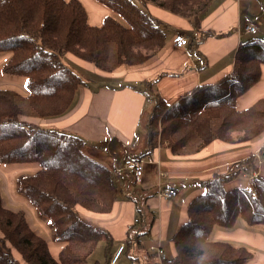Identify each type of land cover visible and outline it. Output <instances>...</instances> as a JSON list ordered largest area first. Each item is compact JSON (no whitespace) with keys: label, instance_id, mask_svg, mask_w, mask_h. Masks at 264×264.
<instances>
[{"label":"trees","instance_id":"16d2710c","mask_svg":"<svg viewBox=\"0 0 264 264\" xmlns=\"http://www.w3.org/2000/svg\"><path fill=\"white\" fill-rule=\"evenodd\" d=\"M94 1L125 24L111 15L98 26L89 24L79 0H0V53L10 54L0 73L24 77L27 85L26 95L0 89V164L39 165L38 171L16 180V191L48 222L54 239L62 244L57 258L53 257L46 237L35 229L30 216L7 207L0 192V264H98L88 258L100 241L106 242V248L112 242L107 230L78 214V210L99 215L112 211L118 194L112 171L83 153L81 137L38 124L68 114L76 90L84 84L63 57L71 55L112 74L122 66L141 67L165 45L166 36L157 21L133 0ZM191 2L197 6L193 8ZM210 2L162 0L158 6L197 27ZM262 66L264 38L249 34L237 46L232 70L217 83L196 87L172 103L145 92L146 98L154 101L147 122L148 153L166 148L172 156L186 158L214 141L236 144L263 137L264 96L243 109L236 104L260 81ZM235 133L240 137L233 138ZM263 149L264 144L261 153ZM249 161H240L241 169L214 173L202 183L204 192L188 202L185 220L170 238L175 254L170 259L162 257L161 264H249L254 260L255 255L245 246L208 239L214 227L229 229L239 219L248 226H264L261 175L249 178L247 188L225 189L234 175L245 172ZM252 169L258 172L256 165ZM148 197L138 196L140 206L132 198L137 216L127 227L128 246L141 248L143 232L131 231L144 221L142 210ZM151 223L149 220L147 229ZM155 255L148 252L147 262ZM132 261L138 263V258Z\"/></svg>","mask_w":264,"mask_h":264},{"label":"crops","instance_id":"0c3cea01","mask_svg":"<svg viewBox=\"0 0 264 264\" xmlns=\"http://www.w3.org/2000/svg\"><path fill=\"white\" fill-rule=\"evenodd\" d=\"M79 1L86 10L89 24L98 26L107 13L106 8L94 0ZM166 12L159 8L156 15L161 19H167ZM205 13L197 27L185 18L172 16L176 31L161 57L162 64L154 62L142 68L123 67L112 74H104L90 64L70 58L81 68V71H75L71 67L80 75L84 84L76 90L68 114L42 122L46 127L81 137L84 140L83 153L108 168L114 175L118 194L109 214L99 215L78 210V214L84 220L107 230L111 235V249L107 251L108 259L120 245L125 247L123 253L127 251L128 245L125 243L127 227L134 224L137 216V205L132 198H136L140 206L143 195L149 196L142 210L145 219L137 229L145 232L148 221L152 220L147 229L149 242L140 241V245L150 246L149 251L160 247L164 256L165 249L162 243L169 238L168 236H172L185 220L188 202L195 195L204 192L202 183L217 173L216 171L227 172L235 168L240 161L249 158L251 161L245 165L243 170L245 172L242 175L248 173V166L256 165L258 172L251 171L249 176L259 174L264 178V163H259V155H264L260 153L264 136L256 142H243L240 143L241 145L214 141L199 153L186 158H176L166 148L148 153L147 120L143 118V114L147 103L152 100L145 97L146 91L143 86L155 87L160 97L167 103H172L180 96L190 94L196 87L215 84L230 73L238 44L249 37V33L242 30L244 25H256V36L264 38V0H211ZM228 30L230 31L225 33ZM195 31H210L215 32L213 36L217 35L215 38L207 36L198 44L199 54L196 59L192 56V52L195 54L197 52ZM177 34H183L188 39L187 46L183 48L173 46V38ZM9 57L10 54L7 52L0 53L1 67ZM162 67L168 72H162L160 69ZM160 74L163 76L160 77ZM25 85L24 77L0 74V89H12L21 95H26ZM256 91L261 92V97L264 96V78L237 99V108H246L254 102L256 99L253 93ZM141 126L143 129L140 128ZM127 157L141 160L143 172L140 183H136L130 173L118 172L117 169ZM253 158L257 159V163L253 162ZM10 165H21L14 167L25 169L27 175L40 168L35 163ZM5 178L9 181V188L6 189L5 184L0 185L4 204L12 209L24 210L30 216L35 229L39 231L38 228L44 226L43 221L39 218V224L34 221L29 212V202L16 191L14 178L13 183L11 178ZM242 178L243 181H234L232 184L235 183L240 188L249 187L250 179L244 175ZM158 188L174 189L177 195L171 199L158 198L156 195ZM133 191L137 193L132 194ZM218 228L220 227H214V229ZM133 232L134 230L131 231ZM262 233H252L241 227L232 234L216 230L212 241L227 238L232 239L231 244L234 246H243L244 244L233 243L234 240H243L248 243L246 245L248 247L249 244L260 247L262 249L257 252L255 264H264ZM47 242L50 253L57 258L62 244L57 242L50 245L48 240ZM128 253L129 251L126 253L127 257H129ZM138 257L142 255L137 249L130 256V263ZM155 257L158 258L157 255Z\"/></svg>","mask_w":264,"mask_h":264},{"label":"rangeland","instance_id":"374dc122","mask_svg":"<svg viewBox=\"0 0 264 264\" xmlns=\"http://www.w3.org/2000/svg\"><path fill=\"white\" fill-rule=\"evenodd\" d=\"M161 1L162 0H154V1H152V2H146V3H144V1H142V0H133V2L136 4V5H138L139 7H141L144 11H147L149 14H150V16L153 18V20H155V21H157V23L159 24V27L164 31V33H165V45L161 48V49H159L155 54H153L151 57H150V59L145 63V64H143L140 68H142V67H144V66H146V65H149V64H151V63H154V62H159V63H161L162 64V60H161V57L163 56V54H164V52L166 51V48L168 47V45L170 44V42L172 41V37H173V35H174V33H175V31H176V28H175V26H174V24H173V19H172V16L174 15V14H171L170 12H166L167 14H168V17H167V19H161V18H159L157 15H156V12H157V10L160 8L158 5L161 3ZM191 6L194 8L195 6H197V4L196 3H194V2H191ZM190 7V6H189ZM189 7H187V9H189ZM161 9V8H160ZM196 9V8H195ZM194 9V10H195ZM107 10V13L105 14V16L106 15H111L112 17H114L116 20H118L120 23H122V24H125V22L121 19V17H119L117 14H115L114 12H111V11H109L108 9H106ZM162 10V9H161ZM198 10V9H197ZM104 16V17H105ZM175 16V15H174ZM103 17V18H104ZM102 22V21H101ZM101 22H100V24H101ZM100 24H98V25H100ZM234 29V28H233ZM230 30H228L227 32H225V33H228ZM195 33H197L195 36L197 37V44H196V54L194 53V52H192V56H193V58L194 59H196L197 58V54H199V52H198V50H199V46L200 45H198L205 37H213V38H215V36H217V35H215V36H213V33H215V32H204V31H201V32H199V31H195ZM70 58H72V56L71 55H66L65 57H63L62 58V61L66 64V65H68V66H70V67H73V69H75V71H81L80 69V67L78 66V65H76L74 62H72L71 60H70ZM123 67H125V68H133V67H127V66H122V67H120V69L121 68H123ZM0 68H1V66H0ZM136 68H139V67H136ZM77 69V70H76ZM161 69V71L162 72H168L167 70L165 71V68L164 67H162V68H160ZM1 74V73H0ZM162 74V73H161ZM160 74V75H161ZM82 76V75H81ZM83 78H84V76H82ZM261 78H264V66H262V76H261ZM152 85H154V84H152ZM149 86V85H148ZM147 93H149V95L151 96V97H154V96H156V95H159V93L158 92H156V88L155 87H153L152 86V88L149 86V87H146V86H143L142 87ZM260 94H261V92H258V91H256V92H254L253 93V96H254V98L255 99H258V98H260L261 96H260ZM189 95V94H188ZM146 97V96H145ZM181 97H183V96H180V98ZM153 105H154V101L152 100V101H150V102H148L147 103V105H146V108H145V112H144V114H143V118L144 119H146L147 121L146 122H148V116H149V113H150V111H151V109H152V107H153ZM46 119H43V120H41L40 122H39V124H38V126H40V127H45V128H49V127H46V126H44V125H42V122L43 121H45ZM47 120H52V119H47ZM141 129H143V127L141 126L140 127ZM146 128H147V124H146ZM147 130V129H146ZM240 137V134L238 135V134H234L233 135V138H235V139H237V138H239ZM263 139V138H262ZM253 142V141H252ZM256 142V141H255ZM263 142V141H262ZM236 144H240V143H236ZM264 144V143H263ZM241 145V144H240ZM263 147V146H262ZM261 147V148H262ZM263 151H264V149H263ZM261 153V152H260ZM124 160L125 159H123V161L122 162H124ZM253 162L255 163H257V159L256 158H253ZM259 163L260 164H262V163H264V155L263 154H260L259 155ZM14 166H21V165H3V164H0V185L1 186H3V184H5V186H6V189L7 188H9V181L5 178V177H9V178H11V181H12V183H13V178H14V186H15V184H16V180L18 179V178H20V177H24V176H26L27 174H26V170L25 169H20L19 167H14ZM238 166V167H237ZM237 166H235V168H231V169H229V170H227V172H223V171H216L218 174H225V173H228L230 170L231 171H233L234 169L235 170H238V168L240 167V169H241V165H240V162H239V164L237 165ZM260 166V165H259ZM247 171H248V173L249 174H251V171H253V169H252V166H248L247 167ZM30 173H32V172H30ZM255 175H257V174H254V176ZM5 176V177H4ZM249 176V175H248ZM238 182V181H243V178H242V176H241V174H236V175H234L233 177H232V180H231V182H227V184L225 183V189H230V188H232V187H240V186H236L235 185V183L234 184H232V182ZM244 181H246V179L244 180ZM5 182V183H4ZM238 185V184H237ZM16 194V193H15ZM29 202V201H28ZM29 204H30V209H29V212L31 213V216L33 217V219H34V221H36V223H38L39 224V219L40 220H42L43 222H42V224H44V226H42L43 228H41V226H40V228H38L39 229V231L47 238V240L49 241V243H50V245H51V243H54V244H56L57 242H56V240L54 239V237H53V235H52V231H51V227H50V225L48 224V222L47 221H45V220H43V219H41L37 214H36V212H35V209H34V207H33V205L29 202ZM39 218V219H38ZM243 228L244 230H247V231H249V232H252V233H255V232H263L264 233V226H262V224H255V225H253V226H248V225H246L244 222H242L240 219L238 220V221H236L235 222V224L232 226V227H230L229 229H225V228H218V229H213L211 232H209V234H208V239L209 240H213L214 239V234H215V232H216V230H223V232H225V233H230V234H232V233H234L237 229H239V228ZM44 231H46V232H44ZM134 231H136L137 232V230H136V228L134 229ZM175 232V231H174ZM262 233V236L264 235ZM174 234V233H173ZM169 238H167L166 240H164V243H162L163 244V247H164V249H165V254H164V256H163V258H166V259H170V258H172L173 257V255L175 254V251H174V246H173V243H172V241L170 240V238L172 237V236H168ZM139 240L141 241V242H145V243H148L149 242V237H148V232L147 231H145V232H143L140 236H139ZM215 241H224V242H228V243H232V239H227V238H224V239H221V240H215ZM235 242H233V243H235V244H238V245H243V246H245V247H247L248 249H250L251 251H252V253L255 255V257H254V260L252 261V262H250L249 264H255V258H256V256H257V252H258V250H261L262 248H260V247H255V246H253L252 244H249L250 246L248 247V246H246V245H248V243L247 242H244L243 240H241V241H243V242H241V241H238V240H234ZM59 243V242H58ZM157 246V245H156ZM116 248V247H115ZM115 248H113V249H115ZM108 249H111V246L109 247V248H106V242H104V241H100L98 244H97V246H96V248H95V250H94V252L92 253V255L88 258V261L90 262V263H94V262H96V263H98V264H106L107 263V259H108V254H107V251H108ZM139 250V252L141 253V255H142V257H138V264H147V263H149L150 262V264H154L155 263V261H157L159 264H161L162 263V259L161 258H157V257H154V258H152V259H150V261L149 262H146V255H147V253L148 252H150L149 250L151 249V247L150 246H143V247H141V248H137L136 246H132V245H130V246H128L127 247V251H129V257H127V255H126V253H127V251H125V253H122V255H121V257L119 258V260H118V262L116 263V264H129L130 263V256L134 253V251L135 250ZM125 250V249H124ZM116 252V251H115ZM114 252V253H115ZM124 252V251H123ZM113 253V254H114ZM113 256V255H112ZM111 256V257H112ZM156 256V255H155Z\"/></svg>","mask_w":264,"mask_h":264},{"label":"built area","instance_id":"2783aa9c","mask_svg":"<svg viewBox=\"0 0 264 264\" xmlns=\"http://www.w3.org/2000/svg\"><path fill=\"white\" fill-rule=\"evenodd\" d=\"M242 30L244 32L249 33L250 35H255L257 32V27L254 24H246L242 27ZM188 45V39L183 35V34H177L173 38V46L176 48H183ZM118 171H126L130 173L134 181L136 183H140L142 179V172H143V166L140 161H137L133 158L127 157L125 158L124 162H122L121 166L117 169ZM248 178H252V176L245 175ZM156 195L158 198L162 199H171L177 195V192L174 189L171 188H158ZM125 247L124 245H120L116 252L113 254L112 257H110V260L108 264H116L121 257ZM152 252L156 253V255L159 258L163 257V251L161 250L160 247L158 248H153L151 250ZM130 264H138L137 262L132 261Z\"/></svg>","mask_w":264,"mask_h":264},{"label":"snow or ice","instance_id":"6c2138e0","mask_svg":"<svg viewBox=\"0 0 264 264\" xmlns=\"http://www.w3.org/2000/svg\"><path fill=\"white\" fill-rule=\"evenodd\" d=\"M27 86V85H26Z\"/></svg>","mask_w":264,"mask_h":264}]
</instances>
